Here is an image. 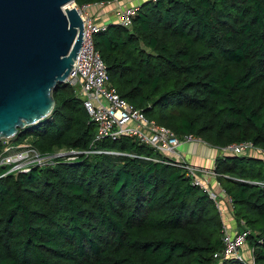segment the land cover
Returning <instances> with one entry per match:
<instances>
[{
    "label": "trees",
    "instance_id": "16d2710c",
    "mask_svg": "<svg viewBox=\"0 0 264 264\" xmlns=\"http://www.w3.org/2000/svg\"><path fill=\"white\" fill-rule=\"evenodd\" d=\"M94 44L109 87L157 125L221 150L264 151V0H146L132 28L109 23ZM53 97L51 115L9 143L79 155L19 175L0 169V264H247L215 258L224 220L182 168L134 138L97 141L67 83ZM214 172L225 221L249 232L254 264H264L263 156L223 153Z\"/></svg>",
    "mask_w": 264,
    "mask_h": 264
},
{
    "label": "built area",
    "instance_id": "2783aa9c",
    "mask_svg": "<svg viewBox=\"0 0 264 264\" xmlns=\"http://www.w3.org/2000/svg\"><path fill=\"white\" fill-rule=\"evenodd\" d=\"M119 1L121 0H116L113 3ZM108 4L79 7L73 3L70 7L78 10L83 20L84 33L83 43L74 64L75 68L67 78L66 83L83 99L87 112L96 123L98 127L96 140L108 138L116 141L123 136L134 138L141 144L157 152L160 157L166 160L164 161L165 163L182 168L186 175L194 180L195 185L209 192L211 199L215 201L216 207L224 220L223 250L215 254V258L220 260L232 258L244 260L242 247L248 241L249 232L232 228L225 221L227 213L231 212V208L227 204V201L220 200V193L217 191L219 185L216 190L209 189V185L199 179V170L196 167L179 160L178 150L182 144L201 140L193 135L179 138L170 129L159 126L151 121L141 110L135 108L127 100L123 99L115 89L109 87L105 64L99 52L95 49L94 44L95 35L99 31L105 30L106 25H99L88 12L94 6H105ZM138 7L127 6L119 9L117 15L123 27L132 28L133 19ZM251 150L261 154L264 158V151L255 148L249 142L231 145L222 151L233 155H244L248 154ZM77 155L79 153L74 150H66L64 153L58 155H44L29 144L17 147L11 143H7L4 152L0 155V169L7 170L3 177L15 173L19 175L21 173H29L35 167L53 166L59 158L73 161L77 158ZM145 159L158 161L151 158ZM221 193L225 196L223 190H221ZM229 201L231 203L230 199ZM246 262L247 264H254L253 259L251 262Z\"/></svg>",
    "mask_w": 264,
    "mask_h": 264
},
{
    "label": "water",
    "instance_id": "95a60500",
    "mask_svg": "<svg viewBox=\"0 0 264 264\" xmlns=\"http://www.w3.org/2000/svg\"><path fill=\"white\" fill-rule=\"evenodd\" d=\"M75 0H0V141L48 118L83 43Z\"/></svg>",
    "mask_w": 264,
    "mask_h": 264
},
{
    "label": "crops",
    "instance_id": "0c3cea01",
    "mask_svg": "<svg viewBox=\"0 0 264 264\" xmlns=\"http://www.w3.org/2000/svg\"><path fill=\"white\" fill-rule=\"evenodd\" d=\"M146 0H121L119 2L113 3L110 6L105 5V9L102 10V13L99 19H96L99 25H105L107 20L109 23L117 22L116 18L118 17V11L116 9H120L127 6H139ZM107 7V8H106ZM116 10V13H112V11ZM91 15V14H90ZM92 16V15H91ZM107 18V19H105ZM101 21L105 23H100ZM150 148V147H149ZM179 160L196 167L199 170L198 177L200 180L204 181L209 185L210 188H216L218 182L216 179V175L214 172V164L216 159L219 156L223 155V151L218 148H213L203 141H195L193 143H184L179 147ZM163 160V158L161 157ZM158 161L153 162H161L160 159H154ZM152 161V160H149ZM164 162V160H163ZM232 218H229V226L232 228H236L235 221H230Z\"/></svg>",
    "mask_w": 264,
    "mask_h": 264
},
{
    "label": "rangeland",
    "instance_id": "374dc122",
    "mask_svg": "<svg viewBox=\"0 0 264 264\" xmlns=\"http://www.w3.org/2000/svg\"><path fill=\"white\" fill-rule=\"evenodd\" d=\"M75 5H76V3H75ZM111 4H108V6H110ZM72 6V5H71ZM107 8V7H106ZM105 9V6H102V5H98V6H94V7H92V9L91 10H89L88 12H89V14H91L92 15V17L96 20V19H99V17H100V15H101V13H102V10H104ZM117 11L119 10V8L118 9H116ZM116 10H115V8H114V10L112 11V13H114V11H115V13H116ZM105 19H107V18H105ZM116 21L117 22H114V23H120V18L119 17H117L116 18ZM103 21H101L100 23H102ZM99 23V22H98ZM103 23H105V22H103ZM109 24V20H107V22L105 23V25H108ZM1 141H3V140H1ZM10 141L8 140V142L7 143H9ZM66 150L65 149H58V150H56V151H54L53 153H51V155H58V154H60V153H64ZM250 156H260V154L259 153H257L256 151H254V150H251V151H249V153H248ZM60 159V158H59ZM13 175H17V173H15V174H13ZM218 185L219 184H217V186H216V188H218ZM227 224L229 225L230 223H229V220H227ZM242 256H244V260H246V261H248V262H251L252 261V258H253V255H252V253H253V251H252V248H251V246H250V244H249V242L247 241L246 242V245L245 246H243L242 247Z\"/></svg>",
    "mask_w": 264,
    "mask_h": 264
},
{
    "label": "bare ground",
    "instance_id": "6f19581e",
    "mask_svg": "<svg viewBox=\"0 0 264 264\" xmlns=\"http://www.w3.org/2000/svg\"><path fill=\"white\" fill-rule=\"evenodd\" d=\"M71 7V6H70Z\"/></svg>",
    "mask_w": 264,
    "mask_h": 264
}]
</instances>
